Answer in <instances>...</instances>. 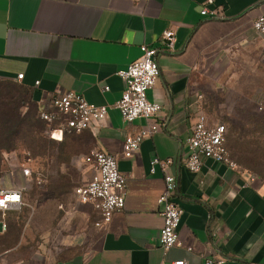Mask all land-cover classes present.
<instances>
[{
	"label": "crops",
	"instance_id": "0c3cea01",
	"mask_svg": "<svg viewBox=\"0 0 264 264\" xmlns=\"http://www.w3.org/2000/svg\"><path fill=\"white\" fill-rule=\"evenodd\" d=\"M206 1L0 0V85L24 88L38 106L49 107L58 91L107 106L105 119L83 133L88 143L80 156L91 149L113 155L126 178L124 209L109 224L95 227L97 210L76 200L62 222L68 235L61 252L33 262L5 250L0 264H204L206 258L264 264V175L212 160L196 173L183 164L196 115L212 123L219 85L236 76V68L264 58V37L252 28L264 0H212L208 11L223 7L218 17L200 15ZM167 30L175 35L171 51L162 45ZM142 45L158 50L160 76L147 100L162 110L127 124L114 107L124 88L117 73L140 57ZM147 126L158 131L123 157L124 139ZM154 157L173 161V200L182 209L179 244L166 252L159 245L157 204L164 183L159 169L150 173Z\"/></svg>",
	"mask_w": 264,
	"mask_h": 264
},
{
	"label": "built area",
	"instance_id": "2783aa9c",
	"mask_svg": "<svg viewBox=\"0 0 264 264\" xmlns=\"http://www.w3.org/2000/svg\"><path fill=\"white\" fill-rule=\"evenodd\" d=\"M207 0L200 15L218 17L223 11L219 7L208 11ZM254 32L264 37V14L256 17L252 22ZM175 42L174 32L164 31L162 45L165 50L171 51ZM140 57L130 63L126 69L118 71L117 76L124 84L120 98L114 104L124 123H132L142 118L148 120L158 115L162 108L157 103L147 100V91L151 90L160 76L159 65L156 61L158 50L147 45L140 46ZM23 74L16 76L20 82ZM38 84V83H36ZM108 88L105 87V90ZM198 99H202L201 96ZM108 113L107 106H97L89 103L85 98L71 91H58L51 99L49 107L38 106V118L46 126V135L55 142H61L64 134H79L91 130L98 122L105 119ZM158 131L155 126H147L139 132L128 135L123 143L121 153L125 158L135 154L142 141ZM188 151L184 159V167L192 172H199L205 160H212L224 164L230 169H236L237 164L230 158L226 147V128L223 124L208 122L202 112L196 115L195 123L191 127L187 139ZM16 152L3 153L1 164L6 168L5 174L0 176V227L6 228L3 218L9 212L21 211L24 206L23 197L29 185L36 188L46 183V175L34 168L33 157L24 152L18 161ZM81 163L86 167V182L74 190L78 203L91 204L98 212L99 220L94 226L103 228L109 224L113 215L124 209L126 197V178L118 170L117 159L104 151L91 149L81 157ZM173 161L154 157L150 161V173L156 169L162 173L164 189L157 198L159 215L162 227L159 233V245L163 252L179 244L178 227L182 216V209L173 200L176 191V178L169 170ZM8 178L7 179V176ZM12 181V182H11ZM188 251L191 249L188 248ZM162 264H188L185 260H175ZM204 264H224L222 260L204 259Z\"/></svg>",
	"mask_w": 264,
	"mask_h": 264
},
{
	"label": "rangeland",
	"instance_id": "374dc122",
	"mask_svg": "<svg viewBox=\"0 0 264 264\" xmlns=\"http://www.w3.org/2000/svg\"><path fill=\"white\" fill-rule=\"evenodd\" d=\"M260 59L264 58L252 59L248 68H236V76H228L227 83L219 85L208 115L212 123L225 126L230 158L254 176L264 175V60ZM21 104L22 113L32 112L27 97H22ZM85 141L86 137L72 134L62 145L52 143L42 126L16 143L12 149L16 159L20 161L28 151L34 168L47 179L40 188L29 185L21 211L9 212L3 218L7 227H0V253L11 250L35 262L65 248L60 247L68 235L62 222L75 207V188L86 182L87 169L80 158ZM2 167L0 159V176Z\"/></svg>",
	"mask_w": 264,
	"mask_h": 264
},
{
	"label": "trees",
	"instance_id": "16d2710c",
	"mask_svg": "<svg viewBox=\"0 0 264 264\" xmlns=\"http://www.w3.org/2000/svg\"><path fill=\"white\" fill-rule=\"evenodd\" d=\"M22 97H27L32 112L26 111L22 113ZM37 113L38 104L32 102L29 93L24 88L13 83L0 85V159L3 153L15 152L12 151V149L15 148L18 141H24L32 133L40 130L42 126L44 132H46V126L44 122L38 118ZM35 116H37V118ZM34 117L36 119H34ZM84 132L85 131L79 134L66 133L61 142L50 140L46 133L45 136H47L52 143L62 145L69 135L75 134L77 136H83ZM85 143H88L87 137L86 141L82 142V144Z\"/></svg>",
	"mask_w": 264,
	"mask_h": 264
}]
</instances>
